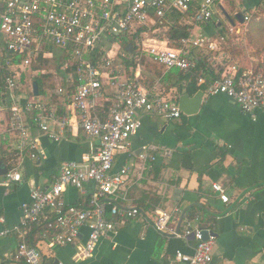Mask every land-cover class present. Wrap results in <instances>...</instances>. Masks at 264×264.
Masks as SVG:
<instances>
[{
    "label": "built area",
    "instance_id": "1",
    "mask_svg": "<svg viewBox=\"0 0 264 264\" xmlns=\"http://www.w3.org/2000/svg\"><path fill=\"white\" fill-rule=\"evenodd\" d=\"M224 6L225 0H0V37L6 53L21 59L0 63V77L6 86L0 89V150L13 136L18 139L15 155L21 162H46V149L33 130L37 128L43 136L60 143L75 128L69 110L89 143L83 160L63 163L50 187L34 184L31 202L21 207L20 223L0 232V238L18 236L17 258L24 264L43 263L41 244L49 250L73 247L79 259H91L102 240L118 233L119 224L133 220H141L145 228L152 227L163 235L197 242L193 255L177 251L171 264L213 263L214 233L188 219L182 220V232L170 229L174 215H182L179 208L171 213L156 211L153 219L130 204L125 187L135 165L129 163L114 172V163L120 153L136 155L131 139L141 128L140 114L167 121L180 120L184 115L177 99L143 85L144 57L167 71L188 73L198 64L195 52L218 53L208 58L206 66L223 74L211 83L206 95H225L252 117L264 110V76L252 69L242 72L236 65L226 66L222 51L225 38L194 37L192 32L178 48L158 38L157 27L171 21L173 15L193 26L208 25L218 21L216 10L225 17ZM237 14H243L244 23L253 18L250 12ZM130 44L132 49L127 51ZM55 49L58 52L54 53ZM97 53L100 56L95 63L92 55ZM42 57L59 61L60 68L53 82H48L45 95L39 92L35 96L32 84L39 75L38 59ZM70 68L73 72L68 73ZM204 81L200 78L199 84ZM105 91L110 92L114 104L102 118L99 102ZM61 97L67 100L68 110L64 112L49 102ZM53 125L59 127L58 133ZM139 158L155 160L148 153H141ZM20 166L7 163L8 172L1 184L7 192L23 181ZM90 183L95 189L87 207L65 202L69 188L87 195ZM213 190L223 203H229L221 185L214 184ZM34 231H38L40 245L30 243L29 235ZM203 231L209 233L208 240H203Z\"/></svg>",
    "mask_w": 264,
    "mask_h": 264
},
{
    "label": "crops",
    "instance_id": "2",
    "mask_svg": "<svg viewBox=\"0 0 264 264\" xmlns=\"http://www.w3.org/2000/svg\"><path fill=\"white\" fill-rule=\"evenodd\" d=\"M243 1V12H257L260 0ZM226 26L229 30L235 28L233 24ZM240 26L237 25L238 33L241 32ZM208 27L209 24L193 26L194 37H214L217 30ZM161 36L159 30L158 38L165 40ZM252 67L253 64L249 69ZM142 78H149L150 86L143 81L145 87L159 89L168 98L180 99L182 95H188L178 94L181 84L175 77H150L144 73L143 67ZM204 94L201 110L193 116L184 115L180 120L167 121L140 114L141 128L131 139L136 155L132 157L120 153L114 163V172L134 163L125 187L129 203L134 206L142 200L151 203L155 209L149 212L153 219L159 210L169 213L176 208L181 210L182 215H174L175 219L179 217V221L173 219L170 229L182 232L185 210L199 203L206 206L217 218L212 264H264V110L257 111L252 117L243 113L225 95ZM25 98L26 95H23L22 102ZM56 99L59 101L51 103L50 100V104L60 106L62 97ZM102 99L100 108L103 106ZM64 110H68L67 105ZM69 117L75 128L60 143L43 136L37 128L33 130L47 152V161L42 164L27 159L21 162L15 155L18 139L13 136L0 150L3 167L7 163L21 165L23 174V181L12 186L8 192L1 185L4 178L0 176V232L13 229L20 223L21 207L31 202L34 184L50 187L63 163L82 161L87 155L88 140L76 127L78 119L70 110ZM52 129L59 132L56 125ZM151 147L157 150L152 151ZM141 153H148L155 160L144 162L139 158ZM11 156L18 161L9 160ZM187 157L190 160L185 162ZM151 164L153 168L149 169ZM214 184L225 189L229 203L220 200L213 190ZM94 189L95 185L90 183L85 195L69 188L64 200L71 205L84 203ZM119 225L118 233L102 240L94 256L86 260L79 259L73 247L49 250L37 237V243L41 244L44 252L42 264H56V261L58 264H171L177 251L194 254L197 242L193 238L178 239L163 235L152 227L145 228L141 220L125 221ZM18 245L19 239L15 234L0 238V264H24L17 258Z\"/></svg>",
    "mask_w": 264,
    "mask_h": 264
},
{
    "label": "trees",
    "instance_id": "3",
    "mask_svg": "<svg viewBox=\"0 0 264 264\" xmlns=\"http://www.w3.org/2000/svg\"><path fill=\"white\" fill-rule=\"evenodd\" d=\"M243 0H225L224 10L231 17L230 24H233L235 28L229 30L224 23H216L213 21L209 23L211 30L216 29L217 33L214 38H225V43L222 45V51L226 56V66L237 65L240 71L248 70L253 64L252 70L256 74H261L264 76V19L257 21V17H264V0H260L256 9L257 12L253 14V18L250 22L241 24L236 15L233 13L238 9V13H242L241 7L244 6ZM171 21H164L163 25H159L157 28L162 33L161 38L168 40L169 44L173 48H178L181 40L189 38L192 33L193 25L188 24L186 21L179 20L178 14L172 16ZM241 32L238 33L237 25L240 24ZM125 40V39H124ZM127 40V39H126ZM125 40V41H126ZM244 42L242 43V41ZM4 42L0 37V52L3 56L0 58V63H5L6 61L20 62V58H13L9 56L4 47ZM254 47L256 50L252 49ZM127 48V47H126ZM251 50V51H250ZM253 50V51H252ZM198 59L197 66L188 73L178 70H171L166 73L165 68L154 63L147 57L143 58L144 73L150 77L157 76L158 78H169L175 77L177 82L181 84L178 87V94H188L194 96L199 91L207 92L209 86L214 81L222 77V72H216L212 69H207V60L209 57L217 56L218 53H213L209 51H197L194 53ZM100 55H92V60L96 63ZM13 58V59H12ZM256 59V61H253ZM39 75L35 77V81L38 82L40 93H44L47 89V84L53 79V73L58 72L60 68V62L53 63L50 59L40 58L38 59ZM68 73L73 72V69H68ZM46 73V74H45ZM203 78L205 81L203 84H199V79ZM145 84L149 85V78L143 80ZM150 86V85H149ZM5 83L3 77H0V89H5ZM72 89V88H70ZM179 101V98H176ZM61 104L59 106V112H64V106L67 103L66 97L60 99ZM59 101V99L53 100L51 103ZM114 101L109 91H105V96L102 99V112L100 117H106V114L110 112ZM184 116V115H183ZM183 118V117H182ZM190 158H186L185 162H188ZM89 198L84 203H80L77 206L87 207ZM135 206L142 210L144 213H149L155 211L151 203H146V201H140L136 203ZM150 214V213H149ZM184 218L189 221H197V225L203 229H210L214 233V227L216 224V216L211 213L208 208L202 204H195L187 208L184 212ZM41 231V229H38ZM38 231H34L29 235L30 243L36 245L38 240L36 234Z\"/></svg>",
    "mask_w": 264,
    "mask_h": 264
},
{
    "label": "water",
    "instance_id": "4",
    "mask_svg": "<svg viewBox=\"0 0 264 264\" xmlns=\"http://www.w3.org/2000/svg\"><path fill=\"white\" fill-rule=\"evenodd\" d=\"M226 19L231 22V17L225 13ZM236 18L241 24H244V17L243 14H237ZM132 44L127 47V51H131ZM33 92L35 96H39V85L37 81L33 82ZM204 92L199 91L195 96L191 97L189 95H182L179 99V106L182 113L186 116H193L199 113L201 110L202 102L204 99ZM8 172L6 167H3L2 163L0 162V176H4ZM183 220V219H182ZM209 239V233L207 231H203V240ZM58 264V261H56Z\"/></svg>",
    "mask_w": 264,
    "mask_h": 264
},
{
    "label": "rangeland",
    "instance_id": "5",
    "mask_svg": "<svg viewBox=\"0 0 264 264\" xmlns=\"http://www.w3.org/2000/svg\"><path fill=\"white\" fill-rule=\"evenodd\" d=\"M236 11H238L239 12V10L237 9ZM234 12L233 14L235 15V13H238V12ZM240 12H242L243 13V10H241ZM216 13H217V16H216V18H215V20H218L217 22H219V21H221V23H224L225 25H230V23H229V21L225 18V17H223L222 16V14L218 11V10H216ZM195 31H196V29H195ZM197 32H199V31H197ZM244 42V40L242 41V43ZM251 51V50H250ZM253 51V50H252ZM56 52H58V50L57 49H55L54 50V53H56ZM237 66V65H236ZM53 75H58V73H54ZM27 90V89H26ZM24 92H27V91H24ZM21 99H23V96L21 97ZM9 160H12V162H17L18 160H17V158L16 157H9Z\"/></svg>",
    "mask_w": 264,
    "mask_h": 264
}]
</instances>
